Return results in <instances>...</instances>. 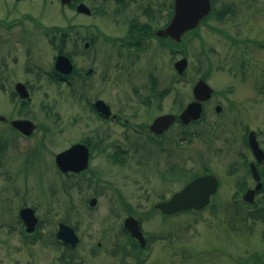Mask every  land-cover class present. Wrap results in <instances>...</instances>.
<instances>
[{
  "label": "rangeland",
  "instance_id": "1",
  "mask_svg": "<svg viewBox=\"0 0 264 264\" xmlns=\"http://www.w3.org/2000/svg\"><path fill=\"white\" fill-rule=\"evenodd\" d=\"M229 1H213L214 13L204 25L196 32H187L178 42L183 52L170 51L174 44L167 39L147 38L139 43V55H135L134 61L133 50L123 47L124 42L118 39L126 40L121 37L128 28L122 25H128L129 18L134 16L138 22H150L152 29L162 26L169 20L173 0H124L121 4L97 0L94 6L109 13L122 7L115 23L97 13L78 14L74 6L61 4L59 0H0V19L5 21H0V74L5 66L9 70L12 67L8 79L6 74L4 78L0 76V115L6 117L0 120V137L8 139L0 164V224L7 222L0 225V264H31L30 260L42 264L57 260L59 248L50 237L62 221L72 225L79 236L69 255L75 253L74 260L80 264H264V211L259 216L250 215L248 210H255V205L238 209L231 203L236 190L235 177L242 174L229 176L226 172L227 160L236 159L239 150L249 154L242 142L249 130L255 131L264 148V93L251 82L258 69L264 81V47L257 44L264 38V25L258 23L254 28L248 22L254 17L258 22L262 20L264 0H255L260 10L258 15L253 6L248 8L254 11L247 14L249 19L221 14ZM82 2L92 5L89 0ZM15 19L18 26L7 28L6 24ZM70 24L72 42L64 51L71 53L76 70L93 69L84 80H88V95L98 96V100L103 98L104 104L120 116L133 111L126 109L127 102L123 106L128 99L123 93L133 87L146 93L149 90L153 97L148 109L139 113L146 123L157 114L179 112L181 101L186 104L193 98V84L205 73L213 87V96L205 102L203 119L187 125L193 134L187 140L178 138L182 125L174 124L162 141L154 145L145 140L146 133L136 135L119 126L114 136L119 137L120 146L130 147L125 139L129 134L131 143L140 145L137 154L130 156V147L129 156H123L125 162L113 163L95 152L86 173L70 178L60 175L54 163L55 153L72 141L89 138L96 128L101 133L100 129L106 125L92 119L91 127H86L87 123L83 122L88 120L80 95L85 93L84 89L88 91L84 84L69 85L49 79L44 73L31 74L26 70L21 51L23 46L28 51L29 66L39 62L48 69L54 58L40 27L52 25L51 30L56 31V25ZM32 26L34 32L29 31ZM229 36L247 43L248 47L233 52L244 54L241 57L246 62L248 79L236 75L227 61L231 53ZM85 41L89 42L88 47H84ZM12 51L19 52L14 57L16 63ZM182 53L188 64L177 82L173 79L177 73L173 61ZM16 81L27 86L30 93L27 101L14 93ZM73 81L75 84L80 80L75 76ZM157 91L162 92L161 98ZM216 104L221 105L219 112L214 109ZM11 117L31 119L36 124L33 134L20 135L9 125ZM140 128L143 132L147 130ZM176 143L180 145L178 149ZM166 154L171 155L173 163L181 165V173L165 163ZM205 166L220 181L208 206L198 212L173 215L153 209L155 202L169 197L185 183L183 174L200 172ZM92 196L97 201L90 207L88 201ZM124 203L129 204L133 213L126 212ZM21 205L35 207L39 218L37 241L21 236L18 221ZM127 215L141 218L147 239L144 248H133L121 233ZM40 235L43 236L39 239ZM131 251L135 253H128ZM257 253L260 257L256 261L247 259Z\"/></svg>",
  "mask_w": 264,
  "mask_h": 264
},
{
  "label": "flooded vegetation",
  "instance_id": "2",
  "mask_svg": "<svg viewBox=\"0 0 264 264\" xmlns=\"http://www.w3.org/2000/svg\"><path fill=\"white\" fill-rule=\"evenodd\" d=\"M80 1H84V0H79V2ZM89 1L92 2V5L90 7L92 8L91 10H93V12L91 11V13H89V14L97 13V15L108 16L111 18V21H113L114 23L116 20H118V18L121 15L122 10H119V9L122 7H118V9H115L114 11L109 13L108 11L106 12L105 10H102L101 8L94 6L95 2L97 0H89ZM103 1L104 0H100V3ZM112 1H116L120 4L124 3V0H112ZM228 3H230V4H228V6L230 8L232 7V9H230L229 11L224 13L226 15V17H228V14H230L231 17L237 16V17H244V18L249 19L251 17H248L247 14L253 13L254 11L257 15L260 13V10L257 9V2L255 0H246V1H244V3H242L241 1L238 2V0H231ZM68 6H71V3L68 4ZM241 6L243 8H241ZM250 6L254 7V11L250 12L248 10V8H250ZM172 15H173V9H172L171 14L169 16V20H166V22L162 26H157L153 29L150 28V25H151L150 22H146V23L138 22L137 20L134 19V16L129 18L130 21H129L128 25H122V26H127V28H128V31H126V33L123 34V36L121 37L122 39L126 38V40L123 39V41H122L120 38H118V39H119V41H121V43L124 42V43H122L123 47H127V48L130 47V49L133 50L131 52H133L132 55L134 56V58H133L134 61H135V57H137L135 55H139V51H140L139 43L141 44V41L143 39H147V38H149V39L155 38L156 40L167 39L168 41L171 42V44L172 43L174 44V45H171L170 51H175L177 53L183 52L182 51V50H184L183 46H179L180 44L178 43L180 41L176 42L173 38H171L169 36L161 37L158 34H156L157 30L164 28L170 22ZM218 17H221V15H219ZM261 17H262V20H260L259 22H258L257 17L256 18L254 17L253 19H249L248 22L253 24V25H251V27H254V28L258 27V23H261L262 25H264V11L263 10H262V16ZM208 18H209V15L201 18V20L198 22V24L195 27L191 28L190 30H187L185 32V34L187 32H189V33L190 32H196V30L201 27L200 25L201 24L204 25V22H206V20ZM0 20H1V23L5 22V21H2L3 19H0ZM18 23H19V21L15 19V20L11 21L10 23H8L9 25L8 24H6V25L8 28V26L9 27L18 26L17 25ZM35 23L38 24L37 21H35ZM116 23H118V22H116ZM119 24H121V22H119ZM143 25H145V27L141 28V27H143ZM56 26H57L56 31L51 30L53 28L52 25L40 27L42 30L43 40H44L45 44L47 45V47L49 48V51H52V59L54 58L53 63L51 61V66L48 69H46L43 67L44 65L42 66L39 62H35L33 64V66H29L28 51L24 50V46H23V52L21 51V53L22 54L24 53V55H25V63L27 65L26 70H28L31 74H33L35 76L44 73L47 77L49 76L48 77L49 79L51 78V79L55 80L56 82L61 81V82H64L66 84L76 85V86H81L82 84H84L85 88L88 91H86L83 88L85 93H82L80 95L83 96V100L85 102L83 105H84V109L86 110V112L88 114V116H87L88 120H84L83 122L87 123L86 127H89L90 123H93L92 119L98 120L101 123H103L104 125H106L105 128H101L102 130L100 129L101 133L99 132L98 128H96L97 131L94 132V134L91 135L89 138L85 137L83 139L81 138L79 140L72 141L71 143H69L68 147H70L76 143H84L85 145H87L89 147V150H90L89 162L91 161L90 160L91 156H93V154L95 152H97L100 155L103 154L101 156L105 158L104 159L105 161L113 162V163H120L122 161L125 162L126 157H123L124 155L133 156V154L134 155L137 154V151H138L140 145H138L137 143H131V139H132L131 135L129 136V134H126L125 139L127 140L128 144H129L128 146L132 147V152L128 155L127 151H129L130 147L124 148V147L120 146L121 144H120L119 137L114 136L117 133L114 130H118L119 126H122L124 129L128 128L129 130H131L136 135H142V134L146 133L145 135L148 139H145V140L147 142H148V140H150L151 143H153L154 145H157L156 143H160L162 141V139L165 137L166 133H168V131H170L169 128H171L172 125L178 124V123L181 125V122L178 119V114L180 113V111L184 107L183 101H181V103H182L181 104L182 105L181 110L177 113H174L177 115L175 121L171 124V126L167 130H164L161 133H159V132L156 133L155 131L153 132V130H151V128H150L152 121L155 119V117L159 116L161 114L155 115L152 118V120L150 119V121L147 123L145 120L140 119V117H139L140 110L146 111V108L149 105H151V98H153V97L150 95L149 90H147L148 92L146 93L145 91H142L141 89L135 90V88L133 87V89L131 91L123 93V94L128 96V99H126V101H124L123 106L125 107L126 102H127L126 109L133 108L132 112H127L128 116H120L117 112H113L109 105L104 104L105 100L103 98L101 100H98V96H96L94 98L89 96L88 94L90 91H89V86L87 83L88 80L87 81H84V80L88 79V77L91 75V72L93 69L90 67L87 70H82V71L76 70L77 66L74 64V61L71 60L72 58L70 57L71 53H69V52L66 53L64 51L69 45H71V42H72V40H71L72 34L70 32L71 24L67 25V26H61V25H56ZM214 27L215 26H212V28H214ZM29 31L34 32L35 31L34 26H32V28ZM229 37H230L229 39H231V41H230L231 45L229 44L231 53H230V57L227 59V61L230 62V66L233 67V70L236 72L235 73L236 75H239L243 80H245V78L248 79L247 73H245L246 62L244 60V57H241L244 54L238 53L236 55L233 52L234 50L246 48L247 43L242 41V39H235L234 37H231V36H229ZM236 38H238V37H236ZM175 43H177V44H175ZM257 44L260 48H263L264 47V38L262 39L261 42H259ZM25 45H27V44L25 43ZM14 52L15 51H12V53H14ZM18 53L19 52H15V54L12 55V58H14ZM59 54H64V55L68 56L70 58V60L72 61L73 70L70 73L63 72V71H61L55 67L56 57ZM182 57H183V53H182V56L178 57L176 60L173 61V66H174L175 62ZM14 61H15V63L18 62L17 58H14ZM134 61H132V62H134ZM5 67H6L5 70H3V72L0 74V76H2L4 78V76L6 74L5 79H8L11 76L10 70L12 69V67H10V70L8 69L7 66H5ZM89 69H91V70L89 71ZM75 71H77V72L75 73ZM260 73L262 75V72H260V69H258L256 76H254L255 79L251 80V82L253 83L254 88L258 89L259 92L264 93V81H262L260 79V77H259ZM254 75H255V73H254ZM263 75H264V73H263ZM75 76H77L80 81H78V83L74 84L73 79H75ZM182 76H184V75L183 74H173V79H174V81L178 82V81H180ZM247 81H249V80H247ZM17 82H19V81H16L14 83V93L16 92L15 87H16ZM67 87H69V86H67ZM3 88H5V85ZM26 88H27V86H26ZM144 88H145V84H143V89ZM27 90H28V88H27ZM71 92L72 91L70 90V93ZM141 92H142V94H141ZM156 94L159 96V98H161L163 95L162 92H159V91H157ZM210 99H211V97L207 100L202 101L203 110H205L204 109L205 102L210 100ZM97 101H100L102 107H105L104 109H106L108 112L104 111L103 109L98 108L96 105ZM179 103H180V101H179ZM217 105H219V104H216L215 107ZM220 110H221V107H220ZM162 114H165V113H162ZM17 118H24V117H17ZM0 119L6 120V117L3 115H0ZM13 119H16V118L11 117L8 120L9 125H10L11 120H13ZM82 119H85V118H83V116H82ZM76 120H79V119H76ZM132 120H134L135 122H132ZM190 123H192V121ZM140 127H143L147 130H145L143 132L142 130H140L141 129ZM255 135H256V133H255ZM180 137L182 138L181 132H179L178 138H180ZM256 139H257V137H256ZM242 142H243L244 147L248 149L249 154H247V152L239 150L237 152V155H236L237 158L236 159H231V160L228 159L227 160L228 163H227L226 172L229 176H233L234 174H239V173L242 174V176H236L235 177L236 181L233 184H234V187L236 190L233 192L231 203L235 204L234 206H236L238 209L242 208L243 206L255 205L257 211L259 212L261 210H264V209H262V208H264V158L259 159L257 156H255L253 149L251 148V146L249 145V142H248V133H247V135H244ZM257 142H258V145L260 146V148L264 151V148L262 147V145H260L261 143L258 141V139H257ZM175 146L177 147V149L180 147V145H178V143H176ZM68 147H66V148H68ZM161 148L165 150L164 147H161ZM159 150H161L160 147H159ZM159 156L161 157V155H159ZM164 160H165V163H168L170 165L169 168L171 170L175 169L176 171H178V174L181 173L179 169H181V171L183 170L181 165H179L178 163H173L171 161V155L166 154V156L164 157ZM252 164L255 166V168L257 170L258 178H256L254 175ZM88 168H89V165H88ZM88 168H85V169H82L79 171L68 170L64 174L62 172H60L59 170H57V171L59 172L60 175H62V176L65 175L66 178H70V177H75V176L86 173ZM258 182H260L261 185L259 186V188L255 189L254 195H253V200L247 201V199L244 198V194L247 192L248 189L255 188V186L257 185ZM23 206H25V205H21L19 207V210ZM33 208L35 210V207H33ZM19 210H18V221H19L20 227H21L20 233H21L22 238L26 239L28 241H32V240L37 241V236H38L37 233H34V232L28 233L26 231L24 232L25 224L19 215ZM35 212H36V210H35ZM4 224H7V222H4L0 225L3 226ZM42 236L43 235H40L39 239ZM50 238L52 239L53 242L55 241L53 239V238H55V232L53 233V236ZM57 242H56V244L58 246H60V248L58 250L60 252L59 258H57V260H55V261L50 260V261H47V262L42 263V264H52V263L80 264L78 261L74 260L75 253H73L72 256L69 255L70 250H72V249L68 248L69 246H65L60 240H58ZM29 262L31 264H38L36 261H33V260H30Z\"/></svg>",
  "mask_w": 264,
  "mask_h": 264
},
{
  "label": "water",
  "instance_id": "3",
  "mask_svg": "<svg viewBox=\"0 0 264 264\" xmlns=\"http://www.w3.org/2000/svg\"><path fill=\"white\" fill-rule=\"evenodd\" d=\"M70 0H61L62 3ZM211 9V0H174V13L169 24L156 31L159 36H170L175 40H180L187 30L195 27L201 18L205 17ZM78 11H88V8L80 3L77 6ZM87 46L88 43H85ZM187 65L185 57L179 59L175 63L178 72H182ZM55 67L63 72H70L72 64L69 58L64 55H58L55 62ZM16 90L23 98L28 96V91L25 85L21 82L16 83ZM212 87L207 82L199 79L193 86L194 100L186 105L180 114V119L183 123L189 122L191 119H197L201 116V101L211 96ZM98 108L108 112L105 107H102L100 101L96 102ZM175 119L173 114H164L157 116L152 122L150 128L155 132H162ZM11 125L25 134H30L35 128V124L29 119H14ZM249 142L255 156L259 159L264 158V152L259 148L253 132L249 134ZM89 150L86 145L78 143L70 148L60 151L56 154L55 160L62 170L79 171L88 166ZM253 172L256 178L258 173L255 166L252 164ZM219 185L218 178L213 173L196 176L187 182L181 189L175 191L167 200L159 201L154 206L159 208L164 214H173L175 212L187 209H201L210 202V197L216 192ZM260 182L255 188L248 189L244 194V198L251 201L255 189L259 188ZM91 203H95V198L91 199ZM20 215L26 224V230L32 231L37 222V216L34 210L25 206L20 210ZM125 227L128 229L131 236L135 237L140 245H145L146 239L140 230L139 222L134 216H127L124 221ZM57 237L62 239L64 243L76 244L78 237L75 234L73 227L60 222L56 232Z\"/></svg>",
  "mask_w": 264,
  "mask_h": 264
},
{
  "label": "trees",
  "instance_id": "4",
  "mask_svg": "<svg viewBox=\"0 0 264 264\" xmlns=\"http://www.w3.org/2000/svg\"><path fill=\"white\" fill-rule=\"evenodd\" d=\"M226 9L227 8H224L221 12H222V14H224V12L226 11ZM186 54V53H185ZM186 132H188V128L187 127H183V130H182V133L183 134H185ZM8 143V139L6 138V137H4V138H2V137H0V164L2 163L1 162V152L3 151V149L5 148V147H7V144ZM4 147V148H3ZM184 172V171H183ZM197 173H198V171H191V173H190V175H186V174H183V177L185 178V179H189L190 177H192V176H194V175H197ZM263 211L264 210H261V211H257V212H248V214H250V215H255V214H257L258 216L260 215V214H262L263 213ZM128 213H133V211H132V209L131 210H128ZM139 220H140V222L142 221L141 220V218H139ZM258 257H260L259 255H258V253L257 254H253V255H251V256H248L247 257V259H249V260H253V259H255L254 261H256V258H258ZM246 259V260H247ZM245 260V261H246ZM244 261V262H245Z\"/></svg>",
  "mask_w": 264,
  "mask_h": 264
}]
</instances>
